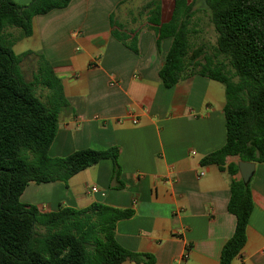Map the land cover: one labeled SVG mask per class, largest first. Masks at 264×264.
<instances>
[{
	"label": "crops",
	"instance_id": "crops-1",
	"mask_svg": "<svg viewBox=\"0 0 264 264\" xmlns=\"http://www.w3.org/2000/svg\"><path fill=\"white\" fill-rule=\"evenodd\" d=\"M121 2L71 0L65 8L34 16L31 34L12 46L15 54L41 53L60 78L67 103L48 154L116 146L119 182L112 161L102 159L67 184L30 183L20 200L41 211L94 202L131 209L133 215L115 226V239L125 249L152 254L154 264H218L235 226L227 211L231 176L200 160L225 143L224 86L193 75L165 88L158 71L170 39L159 49L146 22L126 28ZM111 16L127 32L136 31L137 53L113 37ZM162 18L168 19L163 10ZM8 31L18 34L16 28ZM36 61L30 54L21 66ZM239 160L227 156L225 164L237 166ZM232 177L240 178L239 172ZM249 182L253 209L245 244L231 264H264V163H255Z\"/></svg>",
	"mask_w": 264,
	"mask_h": 264
},
{
	"label": "trees",
	"instance_id": "trees-1",
	"mask_svg": "<svg viewBox=\"0 0 264 264\" xmlns=\"http://www.w3.org/2000/svg\"><path fill=\"white\" fill-rule=\"evenodd\" d=\"M71 0H31L21 5L0 0V264H154L150 253L133 252L115 239L119 220L133 215L94 202L84 208L58 207L41 211L21 202L30 183L67 181L75 173L102 159L113 163V178L119 182V149L85 148L63 157H52L48 149L56 131L60 108L67 101L60 78L39 52H13V43L32 32V18L65 8ZM128 0H123L121 4ZM208 11L215 42L195 46L193 21L196 10ZM146 24L160 49L170 45L158 71L165 88L179 80L201 75L223 84L225 89V143L208 153L200 164H215L230 176L227 211L235 216L231 236L223 243L218 264H231L243 248L253 209L250 182L244 183L227 156L264 163V0H173L170 16L162 18L161 0L145 5ZM111 34L137 53V33L110 18ZM18 29V34L8 31ZM30 54L35 66L23 69ZM29 76L26 75V72ZM28 78V79H27ZM42 88L44 93H38ZM121 184V183H120Z\"/></svg>",
	"mask_w": 264,
	"mask_h": 264
},
{
	"label": "rangeland",
	"instance_id": "rangeland-1",
	"mask_svg": "<svg viewBox=\"0 0 264 264\" xmlns=\"http://www.w3.org/2000/svg\"><path fill=\"white\" fill-rule=\"evenodd\" d=\"M150 1L152 0H128L123 4L122 11L128 13L125 23L126 28L131 27L135 29L146 22L145 15L147 10L145 5ZM187 1L191 3L194 0ZM161 4L164 17H169L173 6V0H161ZM199 5V3H196L194 6L196 13L193 19V21L196 23L195 28L198 30V32L191 35L190 41L195 46L206 44L208 47H210L215 42V33L212 29V25L209 23L208 11L198 9V7H200ZM131 18H134L133 22H130ZM26 75L29 76V73L26 72ZM38 93L42 95L44 90L42 88H38Z\"/></svg>",
	"mask_w": 264,
	"mask_h": 264
},
{
	"label": "water",
	"instance_id": "water-1",
	"mask_svg": "<svg viewBox=\"0 0 264 264\" xmlns=\"http://www.w3.org/2000/svg\"><path fill=\"white\" fill-rule=\"evenodd\" d=\"M255 168V162L239 160L237 163V169L240 175V179L244 183H248L253 175Z\"/></svg>",
	"mask_w": 264,
	"mask_h": 264
},
{
	"label": "built area",
	"instance_id": "built-area-1",
	"mask_svg": "<svg viewBox=\"0 0 264 264\" xmlns=\"http://www.w3.org/2000/svg\"><path fill=\"white\" fill-rule=\"evenodd\" d=\"M131 119H132V122H133V123H137L136 118H134V117L132 116ZM193 153H194V152H193ZM90 190L95 192V191H97V188H96V187H92V188H90Z\"/></svg>",
	"mask_w": 264,
	"mask_h": 264
}]
</instances>
